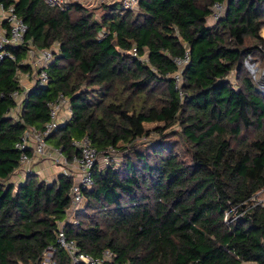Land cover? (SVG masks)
Wrapping results in <instances>:
<instances>
[{"label": "trees", "instance_id": "trees-1", "mask_svg": "<svg viewBox=\"0 0 264 264\" xmlns=\"http://www.w3.org/2000/svg\"><path fill=\"white\" fill-rule=\"evenodd\" d=\"M0 2L27 25L24 43L8 47L14 58H0V264H41L50 246L56 264H71L57 233L74 178L11 181L16 143L45 128L59 93L72 114L51 146L68 160L84 137L100 154L124 152L117 166H95L78 223L65 227L83 252L111 250L121 264H264V204L252 201L264 189V93L246 66L264 64V0H139L136 11L102 5L100 16L81 3ZM32 46L58 50L16 119L12 93L24 91ZM187 51L180 89L173 59Z\"/></svg>", "mask_w": 264, "mask_h": 264}, {"label": "built area", "instance_id": "built-area-1", "mask_svg": "<svg viewBox=\"0 0 264 264\" xmlns=\"http://www.w3.org/2000/svg\"><path fill=\"white\" fill-rule=\"evenodd\" d=\"M51 7L65 9L71 4L81 3L85 5L102 6L105 4H119L124 9L137 10L139 0H43ZM227 9L225 1L216 2L212 6V19L217 21L221 19ZM0 58L9 56L14 58L8 50L9 46H17L25 41V34L27 33V25L16 14L14 7L5 8L0 2ZM104 36V33H101ZM58 50L57 46L52 48L40 49L32 46L29 49L27 63L31 66L32 72L20 73L21 86L24 88L23 92L15 91L12 96L18 101L17 106L13 108L9 115L16 119L19 117L21 111L22 100L25 93L34 85L44 86L48 83L47 69L54 60L55 52ZM178 65V72L174 75L177 87L181 89L182 86V71L189 62V51L186 52L185 57L173 59ZM248 71L257 85L263 87L264 93V64L261 57L253 59L249 57L246 60ZM260 75V76H259ZM24 79L31 80L32 84L27 86ZM182 94V92H181ZM50 107V121L45 125V128L38 129L35 127H28L21 139L16 143V148L20 150V166L16 173L24 175V178L33 173L31 165L34 160L40 156L48 154H56L57 160L65 163L67 170L63 174L71 175L74 178V184L71 187L70 195L72 197L71 206L67 209V218L64 221H59V230L57 233V242L65 250L69 256L71 264H121L115 262L114 253L111 250H105L101 257H96L85 253L75 240L69 239L65 227L68 223L77 224L76 215L85 208L84 191L90 189L94 185L93 169L97 164L100 165H119L120 159L117 157L118 152L112 148L107 153L100 154L92 145L88 137L82 140L75 141L74 145L78 149V153L73 156L72 160L62 153L61 149L51 146L47 137L55 131L61 124L65 123L72 114L70 100L63 93H59L55 101L49 103ZM56 248L48 247L43 252L41 264H56L55 259Z\"/></svg>", "mask_w": 264, "mask_h": 264}, {"label": "rangeland", "instance_id": "rangeland-1", "mask_svg": "<svg viewBox=\"0 0 264 264\" xmlns=\"http://www.w3.org/2000/svg\"><path fill=\"white\" fill-rule=\"evenodd\" d=\"M88 6H89V8L94 9L97 16H100L102 14V9L100 8V6H97V5H88ZM209 22H210V20H209ZM261 35L264 37V28L261 31ZM263 82H264V80H263ZM24 83L27 86H30L32 84V81L24 79ZM256 83H260V82H256ZM260 85L262 86L261 83H260ZM260 85H258V87L263 90V87H261ZM146 126L149 128H152L155 126V124H147ZM175 129H177V128H175ZM156 138H158V137L152 136V139H156ZM146 141H147V139H142L139 141V143L142 144V146H145V145H147ZM123 155H124V152L119 151L117 157L119 159H121L123 157ZM56 157H57L56 154L51 153V154L40 156V157L36 158L31 165V169L33 170V173L36 174L40 179H44L47 182L48 181L49 182L54 181L60 174H63L64 171L67 170L66 167L64 166L65 163H61L60 160H57ZM23 179H24V175H20L18 173H15L12 176L11 181L18 183L19 180L21 181ZM252 201L257 202V204H260V203L264 204V189L261 190L260 192H258L256 194V196L252 198ZM236 211L237 210L234 208V212H236Z\"/></svg>", "mask_w": 264, "mask_h": 264}, {"label": "crops", "instance_id": "crops-1", "mask_svg": "<svg viewBox=\"0 0 264 264\" xmlns=\"http://www.w3.org/2000/svg\"><path fill=\"white\" fill-rule=\"evenodd\" d=\"M212 22H214V21H213L212 17H210V23H212ZM19 181H20V180H19Z\"/></svg>", "mask_w": 264, "mask_h": 264}]
</instances>
